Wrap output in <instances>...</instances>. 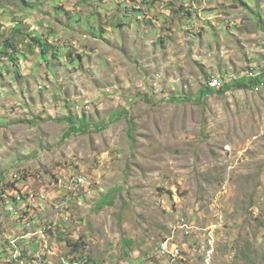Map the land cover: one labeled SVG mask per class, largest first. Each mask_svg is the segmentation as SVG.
Masks as SVG:
<instances>
[{"label": "rangeland", "instance_id": "rangeland-1", "mask_svg": "<svg viewBox=\"0 0 264 264\" xmlns=\"http://www.w3.org/2000/svg\"><path fill=\"white\" fill-rule=\"evenodd\" d=\"M263 71L264 0H0V264H264Z\"/></svg>", "mask_w": 264, "mask_h": 264}, {"label": "trees", "instance_id": "trees-1", "mask_svg": "<svg viewBox=\"0 0 264 264\" xmlns=\"http://www.w3.org/2000/svg\"><path fill=\"white\" fill-rule=\"evenodd\" d=\"M220 88L218 90H216L214 92V89L211 88H205L202 89L201 92L199 94H197V98L200 100L202 99L204 96H206L209 92H214L217 94H223L228 90H234V89H251V88H257L260 86L264 85V71L260 74H257L255 76H247L245 79L241 78L238 80H231L230 82L227 83H223L220 84ZM180 100L182 99L180 96L178 97H172V100ZM67 121V123L70 125V127L67 129L65 136L69 135L70 133L74 132V133H84L86 132L85 130H83V127H81V124H78L77 126H71V124H76L78 123L77 121L71 120V119H64ZM71 123V124H70ZM115 190V189H114ZM113 194V191L110 192L106 198L110 199L111 195ZM105 198V199H106ZM103 200L101 203L104 204L107 200Z\"/></svg>", "mask_w": 264, "mask_h": 264}, {"label": "built area", "instance_id": "built-area-1", "mask_svg": "<svg viewBox=\"0 0 264 264\" xmlns=\"http://www.w3.org/2000/svg\"><path fill=\"white\" fill-rule=\"evenodd\" d=\"M211 87H214V86H211ZM74 186L85 187V179L82 177H77V179H75V185ZM169 240L167 239V241L164 243V245H160L159 252L163 256L169 258L172 262H174L180 256V249L178 248L177 245H175L172 241H169Z\"/></svg>", "mask_w": 264, "mask_h": 264}, {"label": "clouds", "instance_id": "clouds-1", "mask_svg": "<svg viewBox=\"0 0 264 264\" xmlns=\"http://www.w3.org/2000/svg\"><path fill=\"white\" fill-rule=\"evenodd\" d=\"M219 88H220V87H219ZM172 242L176 245V242H175L174 238H173ZM177 246H178V248L180 249V256H179V258H178V259H180V257H181V253H182V252H181V248H180V246H179V245H177ZM178 259H177V260H178ZM177 260H176V261H177ZM176 261H174L173 263L176 264Z\"/></svg>", "mask_w": 264, "mask_h": 264}, {"label": "bare ground", "instance_id": "bare-ground-1", "mask_svg": "<svg viewBox=\"0 0 264 264\" xmlns=\"http://www.w3.org/2000/svg\"><path fill=\"white\" fill-rule=\"evenodd\" d=\"M215 87V86H214ZM77 179V178H76ZM74 181H75V179H73ZM167 241V239H165L162 243H161V245H164V243Z\"/></svg>", "mask_w": 264, "mask_h": 264}]
</instances>
